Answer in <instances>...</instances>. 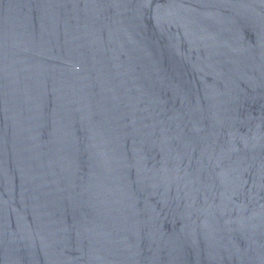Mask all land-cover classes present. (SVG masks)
<instances>
[{"label": "water", "instance_id": "water-1", "mask_svg": "<svg viewBox=\"0 0 264 264\" xmlns=\"http://www.w3.org/2000/svg\"><path fill=\"white\" fill-rule=\"evenodd\" d=\"M0 264H264V0H0Z\"/></svg>", "mask_w": 264, "mask_h": 264}]
</instances>
